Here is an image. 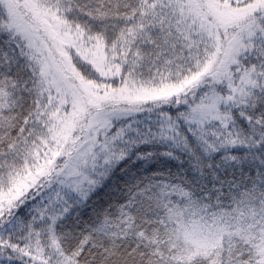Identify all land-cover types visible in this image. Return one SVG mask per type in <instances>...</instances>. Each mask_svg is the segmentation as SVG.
I'll return each mask as SVG.
<instances>
[{
	"label": "snow or ice",
	"instance_id": "obj_1",
	"mask_svg": "<svg viewBox=\"0 0 264 264\" xmlns=\"http://www.w3.org/2000/svg\"><path fill=\"white\" fill-rule=\"evenodd\" d=\"M0 264H264V0H0Z\"/></svg>",
	"mask_w": 264,
	"mask_h": 264
}]
</instances>
